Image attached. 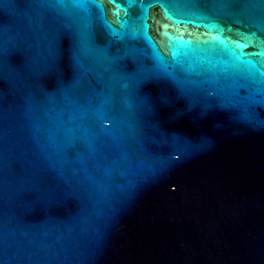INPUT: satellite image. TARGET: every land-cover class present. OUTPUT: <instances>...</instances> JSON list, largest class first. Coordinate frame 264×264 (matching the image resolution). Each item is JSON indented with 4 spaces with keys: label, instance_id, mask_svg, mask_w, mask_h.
Listing matches in <instances>:
<instances>
[{
    "label": "water",
    "instance_id": "1",
    "mask_svg": "<svg viewBox=\"0 0 264 264\" xmlns=\"http://www.w3.org/2000/svg\"><path fill=\"white\" fill-rule=\"evenodd\" d=\"M0 264H264V0H0Z\"/></svg>",
    "mask_w": 264,
    "mask_h": 264
}]
</instances>
